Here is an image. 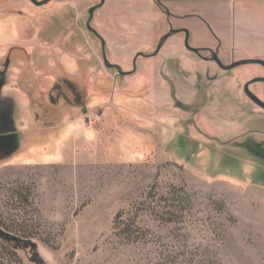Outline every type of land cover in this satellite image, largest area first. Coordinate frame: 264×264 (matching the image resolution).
Segmentation results:
<instances>
[{
	"label": "rangeland",
	"instance_id": "rangeland-1",
	"mask_svg": "<svg viewBox=\"0 0 264 264\" xmlns=\"http://www.w3.org/2000/svg\"><path fill=\"white\" fill-rule=\"evenodd\" d=\"M99 4L0 0L1 109L23 123L0 134V230L17 238L0 237V264H264V136L253 134L264 131V112L242 91L225 106L221 84L195 89L205 81L200 60L193 73L171 61L157 97L144 87L110 99L116 73L102 42L109 63L132 62L138 47L112 51L106 39L137 6L105 0L90 23L99 39L87 27ZM239 5L264 11V0ZM259 70L239 68L229 88ZM61 113L94 132L88 144L77 132L63 142L59 128L35 129L33 120ZM33 145L55 159H15Z\"/></svg>",
	"mask_w": 264,
	"mask_h": 264
},
{
	"label": "crops",
	"instance_id": "crops-1",
	"mask_svg": "<svg viewBox=\"0 0 264 264\" xmlns=\"http://www.w3.org/2000/svg\"><path fill=\"white\" fill-rule=\"evenodd\" d=\"M239 1L241 0H160L163 6L173 14H198L207 21L212 31L206 24L197 20L176 21L170 19L173 24L190 23V27L194 31L191 40L192 46L206 44L211 48L219 47L221 56L225 60L231 58V52L234 53L233 58L235 59L264 57V35L257 32V30H260L258 27L260 25L259 21L264 19V11L241 6ZM134 2H136L137 8L134 7V15L129 17L130 19L133 16L132 20H127L123 24L119 23L118 28L109 37L99 30L103 38H109L106 40L112 51L123 53L124 48H127V46L128 50H132L136 46L140 50L151 51L159 38L169 31L167 15L154 0H134ZM102 10L104 9L102 8L99 11ZM131 10L129 9V11ZM175 59L182 60L183 66L190 73L193 71L190 69L193 63L198 60L184 50L181 35L171 37L157 57L141 63L139 71L123 78L125 81L116 79L113 76L110 82L111 93L108 97L114 101L121 98L131 99L133 97L130 96V90L144 87L149 90V95L146 98L157 97V93H155L157 89L154 86L164 81L162 77L164 73L171 76L170 64ZM114 63L124 71L132 69L130 60H125V58L117 57ZM202 63L205 68H210L213 72H219L214 64ZM63 114L61 113V116L54 123L45 121V124H40V122L33 120L35 129L41 130L49 125L59 128L65 133L63 142H65V136L77 132L76 140L88 144L90 139L93 138L94 132L82 131L80 120H68L65 117L66 114ZM19 125L23 126V123H17L11 118V126L14 128L15 134L20 130ZM49 141H53V139L50 138ZM40 147H43L45 151V146ZM37 149L33 145L26 157L20 156L19 152L15 159H32L31 156L35 154L39 155V159H55L50 155H41V152H38Z\"/></svg>",
	"mask_w": 264,
	"mask_h": 264
},
{
	"label": "flooded vegetation",
	"instance_id": "flooded-vegetation-1",
	"mask_svg": "<svg viewBox=\"0 0 264 264\" xmlns=\"http://www.w3.org/2000/svg\"><path fill=\"white\" fill-rule=\"evenodd\" d=\"M154 1L161 9H163L165 11V14L167 15V21L169 24V31L159 38V40L157 41L153 50H151V51L140 50L136 53V55L132 59V62H131L132 69L130 71H124V70H122V68H120L119 65H117V64L114 65V64L110 63L111 65H113V67H108V68L111 70H115L116 79H123L127 76H130V75L137 73L139 71V68H140V66H139V60L140 59L150 60V59L157 57L160 54V52L163 49L166 42L171 37L181 35L183 37V48L185 51H187L191 55L195 56L198 60H200L204 63L214 64L219 71L223 72V75H219L218 71L215 72L213 75H211V69L207 68L205 71V76H204L205 81L204 82L201 81V78H197L196 82L190 83V84H192V86L195 89H202L204 92H207L208 90L213 89V86L221 84L220 96L222 98L223 105H225V106L231 105L233 100H235V102H236L238 97H237V94L235 92H237V90H239V91H242V93L247 97V99H249L258 109H260L261 111L264 112V109L261 106H259L257 103L253 102L248 97V95L246 93L247 85L251 81L257 80V79H264V63L263 64H252V65L257 66L260 69L259 70L260 73L255 75L254 77H252L250 80L246 81V83L243 85V87L237 86V88H235L236 91H233L229 88L231 83H235V85L238 83V78L233 77V75H231V73L235 72L236 70H238L239 68H241L243 66L238 67V68L229 69V70L226 69V67H229V66L235 64L236 62L243 61V60H261V61H264V57L235 59V58H233L234 53L231 52L230 53L231 58L229 60H225L221 56L219 47L211 48L206 44L192 46L191 40H192V36H193L194 31H193L192 27H190V23H188V24H178V23L173 24V23H171L170 19H175L176 21L197 20V21H200V22L206 24V26H208L210 31H212L211 28L209 27V24L207 23V21L202 16H200L198 14H186V15L173 14L163 6V4L160 2V0H154ZM101 3L102 2L100 0V4L97 5V6H99L98 9L103 7V5L105 4V1L102 4ZM96 11L94 12V15H95ZM93 18H94V16H93ZM94 34L96 36H98L96 33H94ZM98 38H99V36H98ZM99 39H101V38H99ZM104 51H105V44L102 42V55H103ZM217 60L220 61V63L222 64V67L217 63ZM174 63H175V66L177 67V69L179 71L184 70L182 60L175 59ZM1 67L2 66H0V68ZM6 83H8V81L5 78L4 70L0 69V129L8 128L10 126V122H11L10 111H8L9 109H6V108L1 109V95H2V90L5 87ZM255 86H258V87L253 88ZM239 87H240V89H239ZM248 88L257 98H259L261 101L264 102V82L263 81L256 82L253 84H249ZM171 96L174 99L175 106L178 109H181L183 111L186 110V106L183 103H181L180 101H177L176 90H175V86H173V85L171 88ZM237 110L238 109L233 111L234 115L237 114ZM253 134H258V135L264 136V131L253 132ZM236 140L237 139H233L232 141L236 142ZM0 237L3 238V236H1V235H0Z\"/></svg>",
	"mask_w": 264,
	"mask_h": 264
},
{
	"label": "water",
	"instance_id": "water-1",
	"mask_svg": "<svg viewBox=\"0 0 264 264\" xmlns=\"http://www.w3.org/2000/svg\"><path fill=\"white\" fill-rule=\"evenodd\" d=\"M31 3H33L35 6L37 7H43L49 3H51L53 0H43V1H38V0H30ZM105 0H101L102 3H104ZM101 3V4H102ZM99 6H96V7H93L89 10V20L87 22V27L90 31H92L93 33H96L95 30L91 27L90 23L91 21L93 20V16H94V12L98 9ZM103 61H104V64L107 66V67H113V65H111L106 57V54H105V51L103 52ZM217 63L222 67V64L220 63L219 60H217ZM264 61H261V60H243V61H239V62H236L235 64L229 66V67H226L227 70L229 69H233V68H238V67H241V66H245V65H252V64H263ZM260 81H263L264 82V79H257V80H253L251 81L249 84H253V83H256V82H260ZM249 84L247 85V88H246V93L248 95V97L255 103H257L259 106H261L263 109H264V102L261 101L259 98H257L250 90H249ZM0 235L3 236V239L6 240V241H17V238L12 236V235H9V234H6L5 232L1 231L0 230Z\"/></svg>",
	"mask_w": 264,
	"mask_h": 264
},
{
	"label": "trees",
	"instance_id": "trees-1",
	"mask_svg": "<svg viewBox=\"0 0 264 264\" xmlns=\"http://www.w3.org/2000/svg\"><path fill=\"white\" fill-rule=\"evenodd\" d=\"M14 132V128L11 126V122H10V126L8 128L5 129H0V134H7V133H11Z\"/></svg>",
	"mask_w": 264,
	"mask_h": 264
},
{
	"label": "built area",
	"instance_id": "built-area-1",
	"mask_svg": "<svg viewBox=\"0 0 264 264\" xmlns=\"http://www.w3.org/2000/svg\"><path fill=\"white\" fill-rule=\"evenodd\" d=\"M92 121L95 122V119H93Z\"/></svg>",
	"mask_w": 264,
	"mask_h": 264
}]
</instances>
